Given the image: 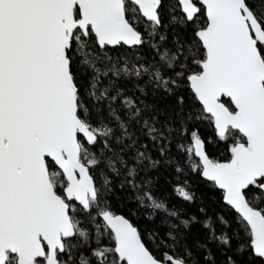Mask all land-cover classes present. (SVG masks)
<instances>
[{"label":"snow or ice","instance_id":"obj_1","mask_svg":"<svg viewBox=\"0 0 264 264\" xmlns=\"http://www.w3.org/2000/svg\"><path fill=\"white\" fill-rule=\"evenodd\" d=\"M0 264H264V0H0Z\"/></svg>","mask_w":264,"mask_h":264}]
</instances>
